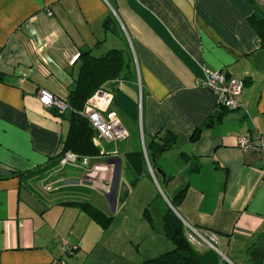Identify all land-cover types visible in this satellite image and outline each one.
<instances>
[{
  "label": "crops",
  "instance_id": "1",
  "mask_svg": "<svg viewBox=\"0 0 264 264\" xmlns=\"http://www.w3.org/2000/svg\"><path fill=\"white\" fill-rule=\"evenodd\" d=\"M263 20L253 0H0V264H51L66 257L67 239L84 254L66 257L68 264H140L173 250L163 220L169 208L219 237L227 260L220 264H254L248 251L264 237V163L236 139L264 135ZM85 50L96 58L124 55L120 77L102 87L114 95L111 110L130 138L110 142L95 133L99 153L88 156L92 165L121 161L114 212L92 182L106 175L82 182L83 170L48 169L71 123L44 108L37 92L68 99ZM207 71L245 81L242 108L217 106L215 94L200 86ZM169 132L178 134L176 144L149 156ZM142 140L156 181L146 154L143 169L128 166L129 154L144 152ZM138 192L150 215L156 208L159 224L151 215L155 225L145 224L139 242L129 232L111 240ZM72 202L113 217L111 227L104 230Z\"/></svg>",
  "mask_w": 264,
  "mask_h": 264
},
{
  "label": "trees",
  "instance_id": "2",
  "mask_svg": "<svg viewBox=\"0 0 264 264\" xmlns=\"http://www.w3.org/2000/svg\"><path fill=\"white\" fill-rule=\"evenodd\" d=\"M260 23H264L260 21ZM80 57L83 60V66L76 82L75 88L71 91L68 103L71 110L65 114L71 123V131L68 140L64 142L63 151L58 154L48 169L52 166L59 165L61 158L67 152H74L81 156H96L99 151L94 146L93 139L95 131L89 120L82 115L87 101L100 89L103 85L113 79L120 77L123 70L124 55L117 50L111 51L104 57L96 58L92 56L90 50L82 51ZM178 134L169 132L162 144L153 143L152 150L148 149V154L152 153L153 157L164 153L171 146L176 144ZM154 149V151H153ZM146 158L143 151L131 153L128 155V166L133 171L135 167L143 169ZM46 170V169H45ZM53 170V169H52ZM51 171V170H50ZM33 173L21 174V177H31ZM139 182L138 177L133 181V186ZM186 189L177 194L176 198L171 201L173 206L184 197ZM71 205L78 206L84 211L95 223L104 230H108L113 222V217L107 216L102 210L87 202H72ZM146 212H149L146 210ZM150 217V221H151ZM164 229L166 237L173 244L174 248L164 254L144 259L140 264H220L219 258L215 251H199L194 248L186 238L185 226L183 221L175 214L173 209L169 208L164 215Z\"/></svg>",
  "mask_w": 264,
  "mask_h": 264
},
{
  "label": "built area",
  "instance_id": "3",
  "mask_svg": "<svg viewBox=\"0 0 264 264\" xmlns=\"http://www.w3.org/2000/svg\"><path fill=\"white\" fill-rule=\"evenodd\" d=\"M253 1L261 8L262 14L264 15V0ZM47 16L51 17L53 16V13L50 10H47ZM1 56L2 53L0 51V59ZM200 86L215 94L218 107L228 111H236L242 108L241 96L243 95L245 88V81L243 79L229 76L226 71H207L206 79L200 83ZM37 98L44 108L54 110L59 114H65L71 110L67 99L62 98L45 88L38 90ZM113 102L114 95L105 89H100L87 101L82 115L89 120L98 138L110 142H124L130 138V132L124 126L117 114L111 110ZM142 142L147 157V164L149 165L150 172L155 179L154 171L147 156L145 142L144 140H142ZM236 146L245 153L261 154L264 163V135H259L257 137H252L250 135L240 136L236 139ZM59 164L61 169L71 167L83 170L85 173L82 182L90 179L91 174L106 175V177H100L92 182L94 183V187L102 191L105 195L111 192L116 169L115 164L92 165L91 157L81 156L71 151L64 154ZM88 173H90V175H88ZM184 226L186 238L194 248L198 250H213L222 256L219 249V237L215 233L196 229L187 223H184ZM62 249L66 257H72L74 251L78 248L77 245L74 247L71 241L67 239L62 244ZM66 257L53 259L51 264H68Z\"/></svg>",
  "mask_w": 264,
  "mask_h": 264
},
{
  "label": "rangeland",
  "instance_id": "4",
  "mask_svg": "<svg viewBox=\"0 0 264 264\" xmlns=\"http://www.w3.org/2000/svg\"><path fill=\"white\" fill-rule=\"evenodd\" d=\"M36 188L40 190L39 187L36 186ZM159 193H161V192H159ZM133 195L134 196L132 198V201H131V204H130L129 210H128L129 220H126V218H125V222L122 223V225H120L119 228L114 227L113 233L110 236L111 240L114 238H118V237L121 238L123 233L129 232L131 234L130 237L133 240H136L137 242H139L138 239L143 237V229H144V226L146 223L148 225H150L151 228H152V225H155L157 223L159 224L160 219H159V216L157 215L158 213L156 212V208L151 207V209H150L151 215L155 220V224H154L153 222L150 221V217H151L150 213L146 212V208L142 207V205H141V200L143 201V197L140 195V192H138L137 194H133ZM161 196H162V193H161ZM100 198H102L103 201H106L105 197H100ZM162 198H164V197L162 196ZM116 214L117 213H115V215ZM136 235H137V239H136ZM73 246L76 247L75 244H73ZM219 249L222 250L221 245L219 246ZM204 250L209 251V249H204ZM78 252H79V250L74 251V255L72 257H69V258H71V259L76 258L77 259V258H79V256L84 255L83 253L78 254ZM215 253L218 256L220 263L227 261L226 259H224L223 256H221L217 252H215ZM91 259L92 258H90L88 263L94 264V262Z\"/></svg>",
  "mask_w": 264,
  "mask_h": 264
},
{
  "label": "water",
  "instance_id": "5",
  "mask_svg": "<svg viewBox=\"0 0 264 264\" xmlns=\"http://www.w3.org/2000/svg\"><path fill=\"white\" fill-rule=\"evenodd\" d=\"M155 161V159H153ZM111 164H115L114 160L110 161ZM120 172H121V161H118V165L115 169L114 173V180L111 192L105 195L106 201L110 206L111 210L114 212L117 208L118 204V191H119V184H120ZM159 173L165 177V174L158 170ZM248 256L252 263L254 264H264V237H260L257 243L250 248L248 251Z\"/></svg>",
  "mask_w": 264,
  "mask_h": 264
}]
</instances>
